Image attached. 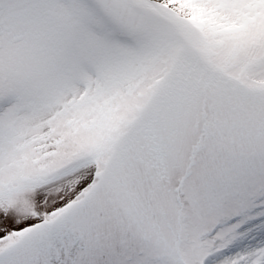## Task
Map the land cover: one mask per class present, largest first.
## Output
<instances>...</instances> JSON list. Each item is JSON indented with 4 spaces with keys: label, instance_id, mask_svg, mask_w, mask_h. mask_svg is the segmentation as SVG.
<instances>
[{
    "label": "snow or ice",
    "instance_id": "snow-or-ice-1",
    "mask_svg": "<svg viewBox=\"0 0 264 264\" xmlns=\"http://www.w3.org/2000/svg\"><path fill=\"white\" fill-rule=\"evenodd\" d=\"M0 264H264V0H0Z\"/></svg>",
    "mask_w": 264,
    "mask_h": 264
}]
</instances>
